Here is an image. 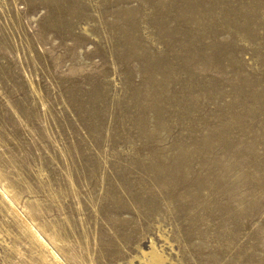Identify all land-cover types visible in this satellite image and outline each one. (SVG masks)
<instances>
[{
	"label": "rangeland",
	"instance_id": "1",
	"mask_svg": "<svg viewBox=\"0 0 264 264\" xmlns=\"http://www.w3.org/2000/svg\"><path fill=\"white\" fill-rule=\"evenodd\" d=\"M0 187V264H264V0H0Z\"/></svg>",
	"mask_w": 264,
	"mask_h": 264
},
{
	"label": "bare ground",
	"instance_id": "2",
	"mask_svg": "<svg viewBox=\"0 0 264 264\" xmlns=\"http://www.w3.org/2000/svg\"><path fill=\"white\" fill-rule=\"evenodd\" d=\"M0 191L3 192L4 196L8 199V201L14 205L12 199L2 190L0 187ZM29 227L33 230L35 237L38 239V241L47 248V251L49 250L54 258L60 263V264H66L59 254L55 251V249L50 245L49 241L44 237V235L36 228L34 227L30 222H27ZM143 253L148 256L147 264H166V256L165 254L160 251L154 241L151 244L150 250L143 249ZM51 259V258H50Z\"/></svg>",
	"mask_w": 264,
	"mask_h": 264
}]
</instances>
